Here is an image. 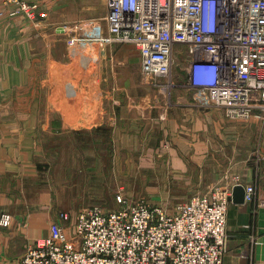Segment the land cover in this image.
Listing matches in <instances>:
<instances>
[{
	"label": "crops",
	"instance_id": "1",
	"mask_svg": "<svg viewBox=\"0 0 264 264\" xmlns=\"http://www.w3.org/2000/svg\"><path fill=\"white\" fill-rule=\"evenodd\" d=\"M28 1L38 5L35 20L11 16L0 1V215L12 217L0 226V264H15L47 237L60 212L70 213L60 222L73 233L77 214L106 199L113 164L136 163L137 177L164 196L253 184L264 199L258 111L227 118L187 85L163 106L133 45L79 44L90 22L106 29L107 0ZM53 155L63 166L49 180ZM82 180L88 199L70 200ZM226 234L223 264H264V205L230 201Z\"/></svg>",
	"mask_w": 264,
	"mask_h": 264
},
{
	"label": "built area",
	"instance_id": "2",
	"mask_svg": "<svg viewBox=\"0 0 264 264\" xmlns=\"http://www.w3.org/2000/svg\"><path fill=\"white\" fill-rule=\"evenodd\" d=\"M10 15L35 20L38 5L0 0ZM1 15V13H0ZM44 15V14H41ZM106 29L94 21L79 39L131 44L155 89L171 85L175 46L186 48L185 85L230 119H264V0H107ZM106 32V33H105ZM245 187V202L255 198ZM230 187L191 196L168 212L121 193L116 208L93 205L76 216L68 235L60 221L15 264H223ZM255 210V208H254ZM0 215V226L11 223Z\"/></svg>",
	"mask_w": 264,
	"mask_h": 264
},
{
	"label": "rangeland",
	"instance_id": "3",
	"mask_svg": "<svg viewBox=\"0 0 264 264\" xmlns=\"http://www.w3.org/2000/svg\"><path fill=\"white\" fill-rule=\"evenodd\" d=\"M186 48L183 46H175L174 54H173V67L171 71L170 82L171 85L168 86L165 90L154 89L158 98L162 100L161 105L170 106L172 103V95L174 93L180 94L186 87ZM60 157H56L55 155L49 158L51 171L49 173V180L53 179L56 175L58 169H60L63 165L59 161ZM112 171L110 172V177H106L105 179V198L102 199L101 203L98 202L101 206L107 210H112L116 208L117 204L115 202V197L118 193H121L126 199L131 201L143 200L151 205L161 206L165 209H169L172 211L173 205L187 200L190 196L185 195H175L173 197L164 196L159 193L157 190L158 186L151 184V179L145 176L144 179H141V176L137 177V165L136 163L130 164H113ZM51 174V175H50ZM76 176H78L79 172H74ZM81 174V172H80ZM138 178V179H137ZM82 190H78L79 196L69 195L70 200L78 198V200H87L88 196L85 192H83V188L85 187L86 181L82 180ZM94 182H97L95 180ZM58 182H53L52 191L55 193H61L63 188L57 187ZM80 183V181H77ZM93 183V181H92ZM65 187L71 186V180L64 181ZM71 191V190H70ZM96 191V190H95ZM160 195V196H157ZM178 199V200H176ZM175 200V201H174ZM174 201V202H173ZM158 203V204H157ZM90 206H93L90 205ZM89 206V207H90ZM66 212L70 215L69 212Z\"/></svg>",
	"mask_w": 264,
	"mask_h": 264
},
{
	"label": "water",
	"instance_id": "4",
	"mask_svg": "<svg viewBox=\"0 0 264 264\" xmlns=\"http://www.w3.org/2000/svg\"><path fill=\"white\" fill-rule=\"evenodd\" d=\"M229 200L235 204H243L245 202V188L240 184L234 185Z\"/></svg>",
	"mask_w": 264,
	"mask_h": 264
}]
</instances>
